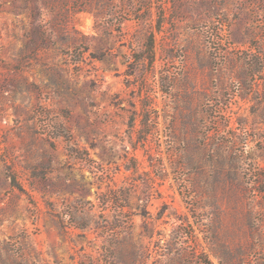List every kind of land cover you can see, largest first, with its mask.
<instances>
[{
    "label": "rangeland",
    "instance_id": "rangeland-1",
    "mask_svg": "<svg viewBox=\"0 0 264 264\" xmlns=\"http://www.w3.org/2000/svg\"><path fill=\"white\" fill-rule=\"evenodd\" d=\"M0 264H264V0H0Z\"/></svg>",
    "mask_w": 264,
    "mask_h": 264
},
{
    "label": "trees",
    "instance_id": "trees-1",
    "mask_svg": "<svg viewBox=\"0 0 264 264\" xmlns=\"http://www.w3.org/2000/svg\"><path fill=\"white\" fill-rule=\"evenodd\" d=\"M153 45H154V39L152 36H150L148 44H147V48L150 50V52H152V50H153Z\"/></svg>",
    "mask_w": 264,
    "mask_h": 264
}]
</instances>
